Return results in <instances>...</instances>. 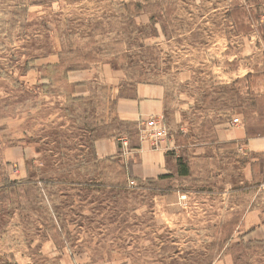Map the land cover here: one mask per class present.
<instances>
[{"label":"rangeland","instance_id":"obj_1","mask_svg":"<svg viewBox=\"0 0 264 264\" xmlns=\"http://www.w3.org/2000/svg\"><path fill=\"white\" fill-rule=\"evenodd\" d=\"M137 83L165 88L174 154L236 125L263 134L264 0H0V264H264V154L245 165L240 143L238 162L220 149L190 178L143 179L128 152L155 148L151 130L118 113ZM105 137L122 157L94 155Z\"/></svg>","mask_w":264,"mask_h":264},{"label":"crops","instance_id":"obj_2","mask_svg":"<svg viewBox=\"0 0 264 264\" xmlns=\"http://www.w3.org/2000/svg\"><path fill=\"white\" fill-rule=\"evenodd\" d=\"M70 72V71H69ZM68 72V74H69ZM68 82L70 81L69 75L67 76ZM80 86V85H79ZM76 88V87H75ZM130 91L125 96L118 97V113L122 120L137 122L138 125L144 126V123L147 119L150 118H162L165 112V88L161 84L157 83H137L130 87ZM233 125V122L231 123ZM142 128V127H139ZM217 138L213 142L214 144H208L211 142L204 143H195L194 140L188 145L184 152L188 160L181 156L174 154L172 150L176 149L177 143L176 140L169 136L167 140L159 143L157 147H152L150 142L146 139L139 140L137 144L134 146L135 153H132L131 150L128 152L129 154H133L137 156V162L142 173V178L146 177H155V179H159V175L170 174V178H176L175 176L181 178H190L194 176L193 174L196 172L195 168L192 165H195L196 162H191L201 158L206 160L207 157L204 156L205 153H209L215 150H228L230 151L231 162H238L236 159L239 157V145L240 143H244L246 148V159L243 160V163H249L250 157L255 154H264V133H254V131L250 132L245 129L242 125H236L235 127H231L230 129H222L220 132L216 131ZM251 133V134H250ZM194 151L192 152V149ZM93 153L99 159H109L114 158L116 156L122 157L124 155V150L118 145L117 141L113 137H105L102 139H98L92 144ZM2 146H1V153ZM21 152V150H20ZM191 152V154H190ZM22 153V152H21ZM174 154V161L170 159L171 155ZM10 155L14 156L15 161L19 162V151L17 149L10 150ZM0 162L6 164L8 159H1ZM235 156V157H234ZM5 158V156H4ZM190 160V161H189ZM183 165L185 169H187V173L185 175H179V167ZM4 166V165H3ZM20 168V167H19ZM245 173H248V169H244ZM210 180V179H207ZM194 182H204L202 179H195ZM247 182L248 177H245V180L241 181L238 179V184H242V182ZM55 264H111L106 260H91V261H81L75 259L70 254H63ZM117 264H135L131 261H123Z\"/></svg>","mask_w":264,"mask_h":264},{"label":"trees","instance_id":"obj_3","mask_svg":"<svg viewBox=\"0 0 264 264\" xmlns=\"http://www.w3.org/2000/svg\"><path fill=\"white\" fill-rule=\"evenodd\" d=\"M57 68H58V66H55L53 64L43 66V70L44 71H47V70H50V71H49V74L48 75H46V74L45 75H42V78H46L47 80H49V83H52L54 80L57 81L56 79H54V76H51V74H50L51 71H53V72L56 73L57 70H58ZM73 69H75L74 66H68V67H65L64 69L58 71L59 74H60V76L62 77L63 81H65L68 85L69 84L71 85V87H72V89L70 90L71 93L74 92L75 87H76L77 84H72V83L68 82L67 76H68V72L69 71H72ZM123 169L126 170L125 173L128 175V171H127L128 166L125 165ZM186 173H187V169H185V167H183V165H181L179 167L178 174L179 175H185ZM169 176H171V175L170 174H163V175H159L158 178L159 179H165V178H169ZM32 181L33 180H31L30 178H27L26 180H23V181H16V180H9V179H7L6 180V183L10 187H13L14 188V187L25 186V185H28V184L34 185ZM124 182H126L125 179H124ZM12 191H13L14 195L15 194H18V191L14 190V189Z\"/></svg>","mask_w":264,"mask_h":264},{"label":"built area","instance_id":"obj_4","mask_svg":"<svg viewBox=\"0 0 264 264\" xmlns=\"http://www.w3.org/2000/svg\"><path fill=\"white\" fill-rule=\"evenodd\" d=\"M162 122L160 119L150 118L145 121V126L147 129L151 130L150 137L153 139V144L155 147L159 145L160 140L168 136V132L165 127L161 126ZM123 146L127 145L126 141L122 142ZM260 188L264 189V174L262 178V182L260 183Z\"/></svg>","mask_w":264,"mask_h":264}]
</instances>
